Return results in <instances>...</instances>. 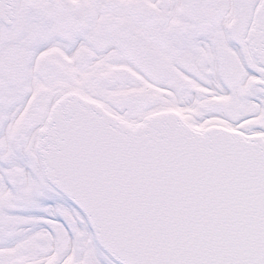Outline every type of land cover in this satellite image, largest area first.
Here are the masks:
<instances>
[{"label":"snow or ice","instance_id":"obj_1","mask_svg":"<svg viewBox=\"0 0 264 264\" xmlns=\"http://www.w3.org/2000/svg\"><path fill=\"white\" fill-rule=\"evenodd\" d=\"M0 264H264V0H0Z\"/></svg>","mask_w":264,"mask_h":264}]
</instances>
